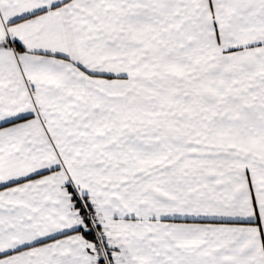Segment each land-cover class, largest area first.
<instances>
[{
    "label": "snow or ice",
    "instance_id": "obj_1",
    "mask_svg": "<svg viewBox=\"0 0 264 264\" xmlns=\"http://www.w3.org/2000/svg\"><path fill=\"white\" fill-rule=\"evenodd\" d=\"M0 264H264V0H0Z\"/></svg>",
    "mask_w": 264,
    "mask_h": 264
}]
</instances>
